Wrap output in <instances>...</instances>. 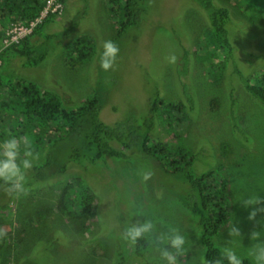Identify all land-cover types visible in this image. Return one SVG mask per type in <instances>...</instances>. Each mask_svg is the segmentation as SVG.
<instances>
[{"label":"rangeland","instance_id":"1","mask_svg":"<svg viewBox=\"0 0 264 264\" xmlns=\"http://www.w3.org/2000/svg\"><path fill=\"white\" fill-rule=\"evenodd\" d=\"M146 1L147 11L139 26L126 29L125 17L121 13L113 14L105 0H64L66 8L64 16L49 19L36 30L35 36H39L43 42L38 38L32 40L33 45L41 44L37 46L38 51L47 53L45 61L38 67L25 68L20 58L11 56L12 61L6 60L4 67L1 61L0 74L23 78L43 89L55 90L61 97L67 98L70 103L68 107L81 104L86 98L95 95L99 86H103V91L110 94L108 103L121 108L116 112L107 110L102 114L103 120L108 124L119 118L121 110L124 111V117L133 112H139L141 115L148 112L151 99L159 96L164 98L166 95L187 101L186 92L195 91L193 105L201 115L192 119L187 133L184 134L187 147H192L195 154L199 155L193 169L199 174L210 168L216 169L219 177L225 176L229 179L234 186L232 191L235 206L230 225L238 227L242 235L228 245L231 237L227 227L222 231L217 243L222 249L224 245L235 246L236 253H240L241 258L247 256L254 261L249 253L251 245L257 241H251L250 233L253 230L261 231V239L264 240V213H258L255 221H250L248 216L253 208L264 207V203L245 208L242 200L259 195L264 201V103L251 97L245 85L241 84V76L246 74L250 78L264 76V30L251 26L241 13L230 7L235 11L232 17L233 24L230 25L234 29L229 28L230 33L233 31L238 33L234 37L235 56L225 67L223 72L225 79L221 80L220 85L218 83L217 86H213L209 77L211 75L207 74V64L201 63L198 57L192 54L193 52L200 56L206 54L203 48L207 47L205 30L210 28L209 16L207 18L194 0ZM231 5L233 6V3ZM146 15L148 23L145 22ZM70 25L75 26L76 33L59 37V32ZM10 26L12 25L7 26L5 32ZM51 33H55L56 38L45 42V37ZM75 37L91 40L93 47L90 43L87 46L86 43H82L80 49L87 58L68 59L67 68L64 55L68 53L65 51L76 42ZM106 40L113 41L119 47L116 62L108 71L103 70L99 62L102 44ZM36 41L39 43H35ZM185 51L192 54L186 61L189 73L187 76L179 77V73L173 70L179 71L178 65L184 58ZM173 54L177 57L174 64L165 59ZM235 65L237 70L234 69ZM62 100L64 101L63 98ZM64 103L66 104L65 101ZM210 106H213L214 110L209 114ZM241 125L244 129L243 134L234 136L233 131L229 132L233 128L239 130ZM153 138L162 142L177 143L176 135L169 133L160 124L155 126ZM223 147L229 151L227 155ZM117 164L108 159L106 166L91 175L78 173L88 179L87 183L96 194L95 216L90 222H94V233L101 234L105 246L109 249L107 253L109 259L101 261L100 264H119V258L114 251L122 248L120 246L122 243L130 245L121 234L125 222L131 220L134 223L132 220L134 217L126 219L125 216L126 211L133 210L123 204L129 197L133 171L142 176L144 173H151V178L147 181L142 180L138 187V192L145 191L146 202L150 204L148 206L143 201L146 207L139 221L143 222L150 216L148 211L152 205L155 207L156 203L157 207L161 208L159 210L165 212L162 214L163 217L175 221L179 219L178 214L169 213V207L178 208L181 199H175L173 196H170L173 198L171 200L165 198L176 186L172 178L162 174L147 162L136 169L132 168L133 164L126 166ZM72 171L78 172L79 168L75 167ZM113 172L116 174L114 177ZM56 194L58 196V192ZM135 197L133 194L130 196L131 202ZM48 202L57 205L56 200L50 199ZM118 204H123L120 209ZM10 207L11 211H17L16 204L15 207L13 204ZM6 213L9 214V211L6 210ZM25 214L28 216L30 212L23 214V220ZM7 217L10 218L11 215ZM180 217L186 226L190 227L185 238L184 257L180 259L183 264H200V258L204 257L205 250L198 241V229L193 223L194 219L188 212L180 211ZM0 219L3 221L2 227L7 231L6 237L9 241L7 246L12 251L8 256L11 260L6 261L2 258L4 254L8 255L7 251L0 255V264H19L21 256H26L29 264H83L86 260L80 249L82 244L79 243L80 238L76 234L74 237L67 226L65 230L58 222L54 224V237L59 242L57 247H52L51 250L43 243L48 230L40 232V226L34 224L25 228V232L20 235L18 229L21 230L22 223L16 225L17 221L11 223L7 219ZM161 228L163 229V226ZM71 230L73 232V228ZM51 232L52 230L50 236ZM224 235L227 237L223 238ZM159 247L154 243L153 253L158 256L159 264H164L160 258ZM127 257H131V253ZM126 264L144 262L134 258Z\"/></svg>","mask_w":264,"mask_h":264},{"label":"trees","instance_id":"2","mask_svg":"<svg viewBox=\"0 0 264 264\" xmlns=\"http://www.w3.org/2000/svg\"><path fill=\"white\" fill-rule=\"evenodd\" d=\"M194 1L202 8L207 18L209 16L210 28L205 30L207 47L203 49L206 54L204 56L195 52L192 54L198 57L201 63L207 64V74L211 75L209 77L213 86H217L223 78L225 79V73L223 74L225 67L235 56L234 37L238 33L234 31L230 33L229 29H234L230 25L233 24L232 17L235 11L241 13L254 28L264 30V0ZM59 2L64 6V0ZM105 2L113 14L121 13L125 17L126 29L138 27L148 7L146 0H105ZM44 8V0H0V39L4 37L5 29L9 25H26L39 18L42 19L37 23L33 33L21 40L18 46L1 53L3 67L6 60L12 61L11 56L20 58L25 68L38 67L45 61L47 53L38 51L37 46L41 44L33 45L32 40L38 38L43 42L39 36H35L36 30L49 19L62 18L66 8L64 6L60 16L50 13L42 18ZM147 17L148 15L145 22ZM76 30L75 26L70 25L58 35L63 38L76 33ZM54 34H48L44 39L45 42L56 38ZM75 41L65 51L68 53L64 55L67 68H69L68 59L87 58L80 49L82 43H86V46L90 43L92 46L89 39L75 37ZM192 54L190 51H185L184 58L178 65L179 71L173 70L179 73V77L188 75L186 61ZM234 69L237 70L236 65ZM241 78V84L245 85L251 97L264 103V76L250 78L246 74ZM252 81L256 83L253 84ZM106 93L103 91V86H99L95 95L86 98L77 106L68 107L70 103L67 98L61 97L55 90L43 89L38 84L23 78L0 74V140L2 142L9 137L28 136L40 154L39 159L33 162L32 169L27 172L26 186L30 188L27 195L7 196L0 191V218L7 219L11 223L17 221L16 225L22 223L21 230L18 229L20 235L25 232V228L34 224L40 226V232L48 230L43 243L51 250H53L52 247H57L59 242L54 237V224L58 222L65 230L67 226L71 234L74 237L75 234L78 235L81 240L80 249L86 258L83 264H100L101 261L109 259L107 254L109 249L105 246L101 234L94 233V222H90V219L95 216L96 194L87 183L88 179L78 173L84 172L91 175L106 166L108 159L125 166L133 164V169L140 168L147 162L175 182L176 186L165 198L171 200L173 198L170 196H173L175 199H181L178 208L169 207V213L178 214L179 219L175 221L172 218L163 217L162 214L165 212L159 210L161 208L157 207V203L155 207L152 205L151 209L147 210L150 214L147 219L155 225L153 233L140 239L136 244L131 242H129L130 245L120 244L122 248L114 251L119 258V264L129 263L134 258L140 259L144 264H159L158 256L153 253L156 236L167 232L165 230L169 227L178 228L185 238L188 236L190 227L186 226L180 217V211L188 212L194 219L193 223L198 229V241L205 250L204 258L214 260L221 257L223 249L217 242L222 231L230 225L235 213L232 191L234 186L227 177H219L216 169L210 168L200 174L193 169L199 155L195 154L192 147H187L188 143L184 139V134L187 133L192 119L201 115L193 105L195 91L186 92L187 101L180 97L166 95L164 98L159 96L151 99L148 112L141 115L139 112H133L124 117V111L121 110L119 118L112 124L106 123L102 114L107 110L116 112L121 108L109 104L110 94ZM213 110L214 107L210 106L208 113ZM157 124L164 126L169 133H174L177 143L162 142L153 138ZM242 130L244 131L241 125L239 130L233 128L229 132L233 131L235 136L243 134ZM224 151L226 155L229 152L225 148ZM75 167L79 168L78 172L72 171ZM98 174L100 175L99 172ZM132 174L129 197L123 201V204L133 211H126V219L131 218L130 213L133 212L143 215L146 205H150L146 202L145 191L138 192L139 184L144 180L143 176L136 171ZM112 175L114 177L116 174L113 172ZM55 190H58V196ZM132 194L136 197L131 202ZM50 199L56 200L57 205H51L52 202H48ZM148 202L151 201L148 200ZM11 204L14 207L16 204L17 211L10 210ZM118 205L120 209L122 205ZM29 207L30 210H28ZM29 212L30 215L25 214L23 220V214ZM10 215L11 217L8 218L7 216ZM139 217L143 216L132 218L134 223L139 221ZM52 218L54 219L51 220ZM99 223H101L100 219ZM2 225L3 221L0 219V228H3ZM50 230H52L51 236ZM222 237L225 238L227 235ZM8 244L7 237L0 239V255L7 251L8 255L2 256L6 261L11 260L8 256L12 253ZM231 247L237 252L235 246ZM129 253L131 257H127ZM239 254L237 256L242 264H255L251 258L247 256L241 258ZM26 258L21 256L19 264H29ZM223 264H228L227 260H224Z\"/></svg>","mask_w":264,"mask_h":264},{"label":"clouds","instance_id":"3","mask_svg":"<svg viewBox=\"0 0 264 264\" xmlns=\"http://www.w3.org/2000/svg\"><path fill=\"white\" fill-rule=\"evenodd\" d=\"M102 49L99 57L100 67L108 71L113 68L116 62L119 47L113 41L106 40L102 44ZM165 59L174 64L177 57L173 54ZM39 155L28 136L9 137L0 142V191L7 196L27 195L30 191V188L26 186L27 172L32 169L33 162L39 159ZM150 178L151 173L143 174L145 181ZM242 203L245 208H250L264 203V201L257 195L243 199ZM258 213H264V207L253 208L248 219L255 221ZM130 216L132 218L143 215L139 212H133L130 213ZM154 228L155 225L151 220L146 219L143 222L137 221L136 223H132L130 220L125 222L121 235L125 241L136 244L140 239L153 233ZM228 233L231 237V240L227 243L228 245L234 243L235 238L242 236L240 229L234 224L228 226ZM6 235V229L0 228V239L6 237ZM250 239L251 241H257V243L251 245L249 255L254 259L255 264H264V240L261 239V231L253 230L250 233ZM155 243L160 246L158 250L164 264H183L180 258L184 257L186 239L180 234L178 228L169 227L167 232H162L156 236ZM224 260H227L228 264H242L234 249L228 246L224 247L221 257L214 260L201 257L200 264H223Z\"/></svg>","mask_w":264,"mask_h":264},{"label":"built area","instance_id":"4","mask_svg":"<svg viewBox=\"0 0 264 264\" xmlns=\"http://www.w3.org/2000/svg\"><path fill=\"white\" fill-rule=\"evenodd\" d=\"M45 8L42 14V18L48 16L50 13L60 16L64 11V6L59 2V0H44ZM42 19L39 18L37 21L30 22L26 25L17 24L10 26L2 39V44L0 45V54L10 47L17 46L20 41L23 40L27 35L33 33L34 28L37 23ZM1 65V60H0Z\"/></svg>","mask_w":264,"mask_h":264}]
</instances>
